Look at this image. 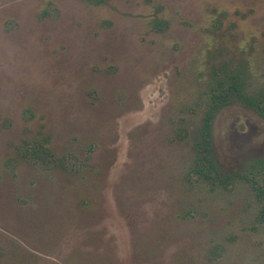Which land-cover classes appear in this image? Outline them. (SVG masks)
I'll use <instances>...</instances> for the list:
<instances>
[{
  "label": "rangeland",
  "instance_id": "1",
  "mask_svg": "<svg viewBox=\"0 0 264 264\" xmlns=\"http://www.w3.org/2000/svg\"><path fill=\"white\" fill-rule=\"evenodd\" d=\"M231 74L264 96V0H0V264H264V115L189 173Z\"/></svg>",
  "mask_w": 264,
  "mask_h": 264
},
{
  "label": "trees",
  "instance_id": "2",
  "mask_svg": "<svg viewBox=\"0 0 264 264\" xmlns=\"http://www.w3.org/2000/svg\"><path fill=\"white\" fill-rule=\"evenodd\" d=\"M238 75L231 74L216 79L215 86L210 92V100L207 110L204 112L200 126L198 127L197 139L195 141V157L189 173L199 175L204 179L212 181L226 182L229 174H225L221 169L214 150L212 142V121L215 113L230 100L236 98L247 107L264 115V96L257 97L247 94L242 81ZM39 148H43L40 143H35ZM26 152H32V149L26 147ZM31 150V151H30ZM48 150V149H46ZM49 152V150H48ZM257 194L264 200V190L257 186V183L251 181ZM259 218L264 220V202L259 209Z\"/></svg>",
  "mask_w": 264,
  "mask_h": 264
}]
</instances>
